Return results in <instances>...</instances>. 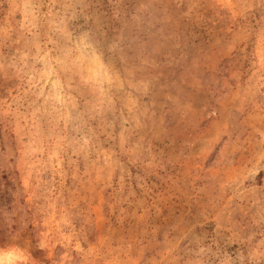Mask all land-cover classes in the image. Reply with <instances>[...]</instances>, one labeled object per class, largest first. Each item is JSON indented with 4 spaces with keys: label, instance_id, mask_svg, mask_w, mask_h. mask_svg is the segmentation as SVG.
Returning a JSON list of instances; mask_svg holds the SVG:
<instances>
[{
    "label": "rangeland",
    "instance_id": "1",
    "mask_svg": "<svg viewBox=\"0 0 264 264\" xmlns=\"http://www.w3.org/2000/svg\"><path fill=\"white\" fill-rule=\"evenodd\" d=\"M0 264H264V0H0Z\"/></svg>",
    "mask_w": 264,
    "mask_h": 264
}]
</instances>
